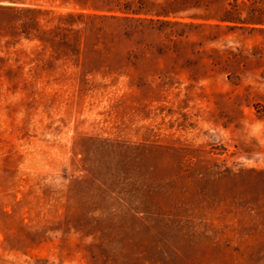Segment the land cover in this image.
Wrapping results in <instances>:
<instances>
[{"label":"rangeland","instance_id":"rangeland-1","mask_svg":"<svg viewBox=\"0 0 264 264\" xmlns=\"http://www.w3.org/2000/svg\"><path fill=\"white\" fill-rule=\"evenodd\" d=\"M0 4V264H264V0Z\"/></svg>","mask_w":264,"mask_h":264},{"label":"trees","instance_id":"trees-1","mask_svg":"<svg viewBox=\"0 0 264 264\" xmlns=\"http://www.w3.org/2000/svg\"><path fill=\"white\" fill-rule=\"evenodd\" d=\"M14 11H21V12H25V13H29V14H36V13H45L46 9H42V8H35V7H15L9 4H0V14H5V13H10V12H14ZM140 11H136V13H139ZM73 15L72 13H68V16ZM112 18H117L115 15L111 16ZM146 18H143L142 21H145ZM141 21V22H142ZM151 22V21H150ZM179 21H175V23H178ZM59 28V26L55 27V28H48L47 30H44V32H48V33H53L55 31H58L57 29ZM41 39V38H40Z\"/></svg>","mask_w":264,"mask_h":264}]
</instances>
